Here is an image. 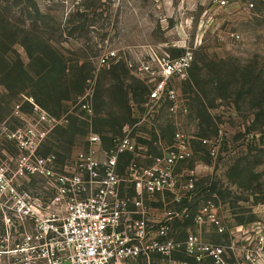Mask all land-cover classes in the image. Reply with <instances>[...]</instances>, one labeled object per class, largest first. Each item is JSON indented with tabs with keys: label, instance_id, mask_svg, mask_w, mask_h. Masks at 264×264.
<instances>
[{
	"label": "rangeland",
	"instance_id": "1",
	"mask_svg": "<svg viewBox=\"0 0 264 264\" xmlns=\"http://www.w3.org/2000/svg\"><path fill=\"white\" fill-rule=\"evenodd\" d=\"M217 1L0 0V168L6 177L14 176L18 160L26 153L14 134L27 138L31 127L44 131L38 153L55 155L61 163L85 148L91 133L108 145V139L122 135L125 127L144 116L142 103L149 91L146 77L129 71L123 61L98 69L96 59L105 48L157 46L176 57L185 52L184 46L189 47L194 58L188 75L172 85L187 114L175 119L163 109L154 120L137 126L134 134L153 155L160 154L154 145L157 134L164 145L173 143L176 131L190 142L191 158L178 166L176 179L182 187L190 179L188 171L195 170L194 191L188 217L176 224L174 240L187 234L197 239L198 246L223 249L226 262H246L250 251L255 263L263 264L264 1L227 0L224 6ZM52 48L64 59L67 77L75 78L80 69L88 77L68 100L58 101L61 90L43 87L44 65ZM116 77L141 99L131 118L113 102ZM91 85L95 89L93 111L87 114L78 102ZM30 100L62 121L61 125L50 129L39 124ZM70 128L76 131L72 144ZM42 182L39 177L15 179L21 191L38 192ZM44 196L48 200L50 193ZM162 200L156 196L147 199V204L161 214ZM164 201L170 199L165 196ZM9 206V198L1 196L0 211L9 216ZM182 206L169 207L180 210ZM201 210L204 222L197 224L194 217ZM12 233L11 243L16 240V229ZM9 261L7 255L0 257V264ZM201 261L213 264L210 256ZM126 264L146 262L138 259ZM152 264L173 263L154 256Z\"/></svg>",
	"mask_w": 264,
	"mask_h": 264
},
{
	"label": "built area",
	"instance_id": "2",
	"mask_svg": "<svg viewBox=\"0 0 264 264\" xmlns=\"http://www.w3.org/2000/svg\"><path fill=\"white\" fill-rule=\"evenodd\" d=\"M217 2L224 6L227 0ZM232 37L240 38L237 34ZM183 48L185 52L176 57L149 45L121 50L105 48L97 57L98 69L123 61L129 71L146 77L149 85L142 103L144 116L133 126L125 127L122 135L108 139V145L100 135L91 133L85 148L60 163L55 155L38 153L46 136L44 131L31 127L27 138L12 135L26 153L18 160L12 178H7L0 168V197L6 196L10 202L9 216L0 211L4 225L0 257L7 255L8 264H126L138 259L152 264L154 256L169 259L173 264H203L205 256H210L213 264H261L255 263L250 251L245 255L246 262L230 263L224 261L223 249L198 246L192 236L186 234L183 239L174 240L176 224L188 217L187 206L194 191L195 170L188 171L190 179L182 187H178L176 179L178 166L191 158L190 142L176 131L173 143L164 145L156 133L154 145L159 147L160 154L153 155L140 142L141 137L134 134L137 126L154 120L163 109L175 119L187 114V107L172 86L175 80L188 75L193 63L192 49ZM94 90L91 85L78 102L87 114L93 111ZM30 103L39 124L50 129L61 125L62 121L32 100ZM130 109L134 116L138 109L134 101ZM174 124L177 126V122ZM125 159L127 163L123 164ZM22 177L41 178L43 188L38 192L19 190L15 179ZM48 192L47 200L44 195ZM156 196L163 197L165 208L161 214L147 204V199ZM165 196L170 201L165 202ZM181 203L180 210L169 207ZM203 210L194 217L197 224L204 222ZM211 222L219 225L215 218ZM12 227L17 235L11 243ZM176 256L183 259L176 260Z\"/></svg>",
	"mask_w": 264,
	"mask_h": 264
},
{
	"label": "trees",
	"instance_id": "3",
	"mask_svg": "<svg viewBox=\"0 0 264 264\" xmlns=\"http://www.w3.org/2000/svg\"><path fill=\"white\" fill-rule=\"evenodd\" d=\"M51 49V48H50ZM52 51V52H51ZM50 51L49 56L47 57V60L45 61V69L47 70V77H45V80L42 82L43 87L46 89H59L62 91V96L57 97L58 101L61 100H68L70 95L73 94V92L80 89L81 83L83 84L88 80V77H85L82 74V70L80 69L79 72L77 71V74L75 75V78L73 76L67 77L65 74L67 69L65 67V61L57 51L52 50ZM115 84L112 86V99L113 102L117 104V107L120 111H123L124 114L128 115L129 118H131V109L129 106V101L132 100L135 103H140L141 99L139 100L136 91H133L132 87L129 85H125L122 80L119 78H114ZM83 88V87H82ZM130 97V98H129ZM37 98V97H36ZM38 100V99H37ZM38 106V105H37ZM112 113L108 114L110 116ZM110 120V118H109ZM107 120V121H109ZM120 127L122 125H118ZM72 131V137L70 143L73 142V136L75 135L76 131L72 128H70ZM214 190H211L213 192ZM1 218V214H0ZM4 232V225L1 223L0 225V233ZM185 236V235H184ZM176 260H182V257H175ZM193 262V260H191Z\"/></svg>",
	"mask_w": 264,
	"mask_h": 264
},
{
	"label": "crops",
	"instance_id": "4",
	"mask_svg": "<svg viewBox=\"0 0 264 264\" xmlns=\"http://www.w3.org/2000/svg\"><path fill=\"white\" fill-rule=\"evenodd\" d=\"M264 1V0H263Z\"/></svg>",
	"mask_w": 264,
	"mask_h": 264
}]
</instances>
